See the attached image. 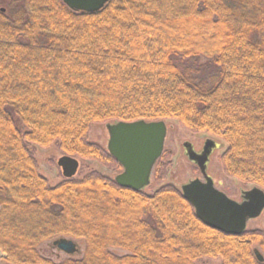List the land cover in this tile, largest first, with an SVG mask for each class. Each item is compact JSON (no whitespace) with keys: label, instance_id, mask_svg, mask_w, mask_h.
Instances as JSON below:
<instances>
[{"label":"trees","instance_id":"1","mask_svg":"<svg viewBox=\"0 0 264 264\" xmlns=\"http://www.w3.org/2000/svg\"><path fill=\"white\" fill-rule=\"evenodd\" d=\"M175 121L222 142L223 173L264 191V0H0V252L5 264H264V233L206 227L181 190L151 194L90 171L51 186L34 147L120 166L92 125ZM84 244L54 263L39 247ZM120 251L121 253H118Z\"/></svg>","mask_w":264,"mask_h":264},{"label":"water","instance_id":"2","mask_svg":"<svg viewBox=\"0 0 264 264\" xmlns=\"http://www.w3.org/2000/svg\"><path fill=\"white\" fill-rule=\"evenodd\" d=\"M110 0H62L76 13H96ZM108 154L122 171L114 182L126 189L143 191L150 185L155 164L164 150L167 133L165 122L136 121L106 124ZM64 179H72L79 169L76 158L63 155L57 160ZM204 175V182L195 180L180 187L182 196L192 206L196 217L206 226L221 233L240 236L246 231L249 220L261 215L264 210V191L254 186L241 192L242 201L229 199L214 188L212 180ZM264 233V229H263ZM61 252L71 255L76 246L70 239L62 238L53 243Z\"/></svg>","mask_w":264,"mask_h":264},{"label":"rangeland","instance_id":"3","mask_svg":"<svg viewBox=\"0 0 264 264\" xmlns=\"http://www.w3.org/2000/svg\"><path fill=\"white\" fill-rule=\"evenodd\" d=\"M165 124L167 127L168 135L164 143L163 153H166L167 155L168 164L166 168L165 177L162 180V184H170L180 189V187L187 184L190 179H193L195 176H197V174L194 173L193 166L183 156L182 150L180 149V143L184 140H189L190 135L198 139L204 137H209V138L212 137L206 133L192 134L191 132L182 128L175 121H166ZM105 126L106 124L92 125L89 134V141L91 143L100 146L102 149L106 150L108 134ZM216 141L222 145V149L221 151L216 152L213 155L209 174L217 189L224 192L233 201L240 202L241 192L248 191L249 189L254 187V185L242 184L238 182L236 179L232 177H228L223 173L218 158L225 149V145L218 140ZM34 152H35V158L39 163L41 174L47 178L51 186L58 184L63 179V176L61 170L57 166V160L63 155L57 150L55 146L49 149H40L38 147H34ZM76 159L79 162V169L74 178H81L83 175L87 174L90 171H96L101 175L106 176L111 180H114V178L122 171L121 167L119 170H113L91 160H84L80 158H76ZM157 188L158 185L154 182L153 177L151 176L150 185L147 188H145L143 191L146 194H151ZM263 229H264V210L259 217L249 220L246 225V231L263 232ZM70 240H72L76 246V252L71 255L65 254L60 250H58L55 246H53L52 243L54 241L42 244L39 247V253L41 256L51 260L54 263H61L66 259H73V260L81 259L84 250L83 241L78 239H70ZM252 250L258 252V254L262 256V258L264 259V254L260 251L257 245H255L252 248ZM118 253L121 252L118 251ZM2 257L3 255L0 252V264H5L2 261ZM197 264H220V260L203 259L199 261Z\"/></svg>","mask_w":264,"mask_h":264},{"label":"flooded vegetation","instance_id":"4","mask_svg":"<svg viewBox=\"0 0 264 264\" xmlns=\"http://www.w3.org/2000/svg\"><path fill=\"white\" fill-rule=\"evenodd\" d=\"M167 135L168 134L166 133L165 141L167 139ZM189 137H190L189 140H184L180 143V149L182 150L183 156L193 166L194 173L197 174V176H195L193 179H190L189 182H192L195 180H200V181L204 182L203 172L205 173L206 176H208L212 180V178L209 174L212 157L216 152L221 151L222 145L220 143H218L215 139H212L209 137H204V138H200V139H198L192 135H190ZM212 184H213L214 188H216L214 183H213V180H212ZM217 190H219V189H217ZM220 192H222V191H220ZM222 193H224V192H222ZM241 201H242V198H241L240 202Z\"/></svg>","mask_w":264,"mask_h":264}]
</instances>
